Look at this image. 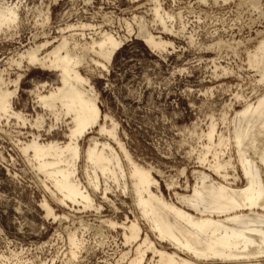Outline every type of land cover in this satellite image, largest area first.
Segmentation results:
<instances>
[{"label": "rangeland", "instance_id": "rangeland-1", "mask_svg": "<svg viewBox=\"0 0 264 264\" xmlns=\"http://www.w3.org/2000/svg\"><path fill=\"white\" fill-rule=\"evenodd\" d=\"M2 2L16 6L18 17L0 28V79L3 88L14 91L10 113L0 112V255L11 257L6 264H126L121 255L129 253L130 244L123 227L139 220L142 236L147 228L134 207L130 166L116 142L131 163L149 172L150 189L178 206L177 198L191 193L199 173L219 181L209 169L213 158L206 155L202 136L213 122L215 144L221 134L230 137L227 121L264 91L259 70L248 64V55L264 40V0L256 8L248 0H0V6ZM155 3L172 17L166 20L170 34L154 20ZM78 23L89 27L67 28ZM105 31L122 41L107 70L91 63V68L79 69L97 96L101 115L99 125L78 140L75 178L94 204L84 210L83 205L59 204L50 182L36 171L32 154L20 151L34 138L67 142L70 125L37 104L38 94L56 87L55 73L18 62L30 47L72 34L89 41ZM148 33L172 45L154 50L144 40ZM100 126L113 129L115 139L99 134ZM92 140L107 144V153L122 168L116 169L117 183L100 179L95 190L82 159ZM221 159L235 164L230 147ZM45 202L50 216L42 208ZM72 232L84 240L75 259L67 241Z\"/></svg>", "mask_w": 264, "mask_h": 264}, {"label": "bare ground", "instance_id": "bare-ground-1", "mask_svg": "<svg viewBox=\"0 0 264 264\" xmlns=\"http://www.w3.org/2000/svg\"><path fill=\"white\" fill-rule=\"evenodd\" d=\"M248 2L253 8L259 4V0ZM17 17L16 6L1 4L0 28L15 24ZM153 17L162 30L168 34L172 32L166 26V20L172 17L160 11L157 3L153 8ZM88 27L83 23L67 26L73 32ZM75 36H61L57 42L30 47L19 55L18 65L25 61L30 66L55 73L56 87L45 94H38L37 104L57 121L64 118L70 125L67 142L51 140L41 143L34 138L20 151L23 155L32 154L36 171L50 182L51 195L59 204L83 205L86 210L94 208V204L75 178V163L80 158L78 140L99 125L101 115L97 96L88 78L81 76L79 69L85 66L91 68V63L107 70L106 65L122 41L106 31L98 39L91 38L89 41L76 40ZM83 36L81 34V38ZM144 40L154 50H165L172 45L149 33ZM47 46L48 51L40 53ZM248 64L259 70L260 82L264 84V40L248 55ZM2 86L0 79V112L7 114L10 113V99L14 91L10 92ZM12 115L22 120L20 114ZM227 122L230 137L221 134L215 144L216 125L213 122L207 134L202 136L206 141L204 151L206 155L211 153L213 158L209 169L219 181L199 173L191 193L177 198L179 206L167 201L160 192L154 193L150 189L152 179L149 172L131 163L124 149L115 141L130 166V195L147 228V234L142 236L139 220L123 227L128 233L124 235V240L130 244L129 253L121 255L126 264H264V91L254 102H247L234 112ZM35 125L40 127L38 122ZM99 134H109L115 139L113 129L107 130L105 126L99 127ZM91 143L93 146H89L82 156L88 184L95 190L99 188L100 179L117 183L116 169L122 170L118 159L107 153V144L98 145L95 140ZM226 147H230L234 154V165L231 160L221 159ZM199 160L204 162L205 155ZM106 191L104 189V194ZM42 208L48 216L52 214L46 202ZM67 241L70 257L75 259L77 250L84 245L83 237L72 232L68 234ZM15 257L17 255L14 254L12 258ZM10 259L0 255V264H6Z\"/></svg>", "mask_w": 264, "mask_h": 264}]
</instances>
